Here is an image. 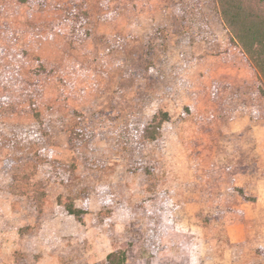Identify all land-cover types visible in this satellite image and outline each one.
<instances>
[{
	"label": "rangeland",
	"instance_id": "1",
	"mask_svg": "<svg viewBox=\"0 0 264 264\" xmlns=\"http://www.w3.org/2000/svg\"><path fill=\"white\" fill-rule=\"evenodd\" d=\"M261 177L264 95L210 0H0V264H264Z\"/></svg>",
	"mask_w": 264,
	"mask_h": 264
},
{
	"label": "trees",
	"instance_id": "2",
	"mask_svg": "<svg viewBox=\"0 0 264 264\" xmlns=\"http://www.w3.org/2000/svg\"><path fill=\"white\" fill-rule=\"evenodd\" d=\"M210 4L213 12L225 26L232 44L241 49L246 60L257 73L259 90L264 95V0H210ZM170 119L169 112L161 111L154 115L149 124L141 125L138 130L148 140L155 141L164 123ZM72 133L74 140L86 139L82 128H73ZM38 184L41 185L42 182ZM240 191L247 200L256 201V197L247 198L244 191ZM35 196L37 207L43 212L46 192L36 193ZM65 208L79 221H83L88 213L87 209L78 207L73 199L65 202ZM128 260V251L122 248L111 251L106 258L107 264H127Z\"/></svg>",
	"mask_w": 264,
	"mask_h": 264
},
{
	"label": "crops",
	"instance_id": "3",
	"mask_svg": "<svg viewBox=\"0 0 264 264\" xmlns=\"http://www.w3.org/2000/svg\"><path fill=\"white\" fill-rule=\"evenodd\" d=\"M258 188H259V192L257 195V199L256 201H254V203L258 206V208H260V210H264V177H261L258 181ZM231 237V242H237V241H241L243 240V235L241 233V235L239 237H235L233 235L230 236ZM192 264H196V263H192Z\"/></svg>",
	"mask_w": 264,
	"mask_h": 264
}]
</instances>
